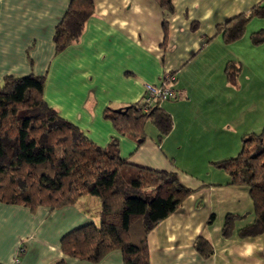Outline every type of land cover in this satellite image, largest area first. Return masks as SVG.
<instances>
[{
  "label": "crops",
  "instance_id": "0c3cea01",
  "mask_svg": "<svg viewBox=\"0 0 264 264\" xmlns=\"http://www.w3.org/2000/svg\"><path fill=\"white\" fill-rule=\"evenodd\" d=\"M92 1L93 13L80 37L56 54L55 27L70 0H0V84L7 76H45L46 103L90 141L105 147L115 137L122 159L176 172L180 183L192 190L148 233L149 264H264V231L238 235L254 219L249 189L230 184L221 168L197 170L199 162L234 157L241 136L264 123L261 103L258 111V102L255 110L240 109L234 102L252 75L240 59L235 60L240 72L234 78L227 75L219 53L227 44L216 30L264 0H172L170 11L157 0ZM243 37L235 43L246 44ZM169 72L175 76L177 102L160 106L172 118L170 132L159 140L156 127L146 122L141 144L119 134L105 117L106 109L142 101L145 85L159 84ZM221 95L228 100L222 103ZM100 209L99 199L90 195L53 210L0 202V264H55L61 258L67 264H123L119 250L92 263L69 257L60 248L65 233L98 224ZM228 214L241 218L225 237ZM198 236L210 243L209 256L195 248ZM19 247L24 250L18 252Z\"/></svg>",
  "mask_w": 264,
  "mask_h": 264
},
{
  "label": "trees",
  "instance_id": "16d2710c",
  "mask_svg": "<svg viewBox=\"0 0 264 264\" xmlns=\"http://www.w3.org/2000/svg\"><path fill=\"white\" fill-rule=\"evenodd\" d=\"M170 11L172 0H157ZM93 13L92 0H70L55 27L53 43L60 53L81 35ZM264 16V5H254L217 25L226 44L240 40L249 21ZM255 32L252 33V35ZM253 41L258 39L251 36ZM227 75L234 78L235 73ZM45 76L28 74L7 76L0 84V202L50 209L73 205L83 195L99 199L100 220L81 225L60 239L62 252L97 263L108 253L119 250L123 264H149L148 233L174 212L191 193L177 173L133 165L122 159L119 142L112 138L101 147L83 131L62 118L43 98ZM143 101L122 108H107L105 117L122 135L145 140L144 125L154 124L158 139L172 129V118L155 102L143 111ZM229 176L230 184L244 185L254 206L253 221L238 231L239 237L257 236L264 231V127L258 133L245 134L234 157L214 163ZM240 216H225L222 235L233 232ZM212 217L209 218L210 223ZM195 248L204 256L212 253L202 236ZM55 264H67L61 258Z\"/></svg>",
  "mask_w": 264,
  "mask_h": 264
},
{
  "label": "rangeland",
  "instance_id": "374dc122",
  "mask_svg": "<svg viewBox=\"0 0 264 264\" xmlns=\"http://www.w3.org/2000/svg\"><path fill=\"white\" fill-rule=\"evenodd\" d=\"M253 32L255 33L252 35ZM251 36H254L258 40L254 42L253 38L251 39ZM243 38H247L248 42L246 44L244 40L238 43L234 42L235 44L230 43L231 45L227 44L226 46H222L219 53L222 59V63L226 62L225 66L228 68L229 71L234 73L240 72L238 64H236L235 61L240 59V61H243V64L245 65L243 70L245 69V72L249 70V73H251L252 75L251 84L249 85V87L246 90H243L242 88L240 92H236L235 94L236 97L234 98V102H236L237 107L240 109L246 108V110L251 107L250 110H255V104L258 102L259 105L256 107H258V111H260L261 106L264 107V16H256L249 21V23L247 24L245 36ZM242 84L244 86V82H242ZM226 96L221 95L222 103L225 102V99L228 100V97ZM176 102V99L166 100L163 102V104L165 106L167 104H175ZM190 104L194 105L195 103L194 101H192ZM151 124L152 126H154L153 123ZM260 126L264 127V123L263 125H259V127H255L254 130L252 129L254 131L253 133L260 132L263 129V127ZM246 130H251V128L246 127ZM238 146H240L241 148V141L240 145ZM238 152L236 153V155L238 154ZM170 161L172 162L175 168H178L174 159H170ZM214 163L215 162L211 164L206 162H199V167H197V170L204 171L206 169V166H213L214 168H216ZM181 164L186 165V163Z\"/></svg>",
  "mask_w": 264,
  "mask_h": 264
},
{
  "label": "built area",
  "instance_id": "2783aa9c",
  "mask_svg": "<svg viewBox=\"0 0 264 264\" xmlns=\"http://www.w3.org/2000/svg\"><path fill=\"white\" fill-rule=\"evenodd\" d=\"M174 81L175 76L173 73L169 72L164 74L159 84H146L142 98V101L145 104L143 111L147 112L148 108L151 107L155 102L161 103L166 100L176 99L178 92L172 86ZM23 250V247L18 248V252H22ZM14 261L17 262L18 259L16 258Z\"/></svg>",
  "mask_w": 264,
  "mask_h": 264
}]
</instances>
